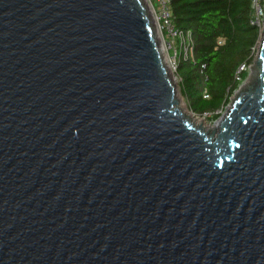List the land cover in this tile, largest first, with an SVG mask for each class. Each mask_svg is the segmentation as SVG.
Returning a JSON list of instances; mask_svg holds the SVG:
<instances>
[{"label":"water","instance_id":"95a60500","mask_svg":"<svg viewBox=\"0 0 264 264\" xmlns=\"http://www.w3.org/2000/svg\"><path fill=\"white\" fill-rule=\"evenodd\" d=\"M260 36L204 130L145 0H0V264H264Z\"/></svg>","mask_w":264,"mask_h":264},{"label":"trees","instance_id":"16d2710c","mask_svg":"<svg viewBox=\"0 0 264 264\" xmlns=\"http://www.w3.org/2000/svg\"><path fill=\"white\" fill-rule=\"evenodd\" d=\"M172 23L193 33L186 60L175 74L181 98L195 114L215 120L231 95L246 79L236 81L241 63H249L259 28L250 23V0H166Z\"/></svg>","mask_w":264,"mask_h":264},{"label":"built area","instance_id":"2783aa9c","mask_svg":"<svg viewBox=\"0 0 264 264\" xmlns=\"http://www.w3.org/2000/svg\"><path fill=\"white\" fill-rule=\"evenodd\" d=\"M158 1L159 6L157 9H153V20L155 21L154 25L157 31V37L164 62L168 69L175 72L177 62L180 59L186 60L189 55L190 48L194 42L193 33L190 29H183L175 26L171 21V14L166 6V0ZM250 1L252 7L250 23L257 26L260 33V30L264 25V0ZM255 46L252 48V52ZM246 69L247 64L241 63L234 73V79L239 81L241 79L240 73Z\"/></svg>","mask_w":264,"mask_h":264},{"label":"rangeland","instance_id":"374dc122","mask_svg":"<svg viewBox=\"0 0 264 264\" xmlns=\"http://www.w3.org/2000/svg\"><path fill=\"white\" fill-rule=\"evenodd\" d=\"M145 1H146V3L149 6V11H150V14H151V17H152V20H153V17H154L153 16V9H157V7L159 6L158 5V2L159 1L158 0H145ZM153 22L155 23L154 20H153ZM260 39H261V36L259 35L258 41H257L256 46H255V48L253 50V53L251 55V60H250L249 63H247V72H248V75H247L246 79L242 83L246 82L249 79L250 72L252 71V67L254 65V60H255V56H256V52H257V48H258V44H259ZM169 74H170L171 78H174V84H175V88H176V91H177V97H178V100H179V108L182 111H185L186 113L191 114V116L193 115L192 117L200 119L199 121H201V122H194L192 120H191V122H193L194 124H199L200 123L204 130H208L209 127H211V126L214 125L215 120H211L208 117L209 116L208 114L200 115V114L193 113L189 109V107L185 104V102L183 101V99L181 98V95H180V92H179V87H178L179 79L177 78L175 72L172 71L171 69H169ZM233 97H234V94L230 96L229 101L227 102V104L225 105V107L223 108V110L220 111V114L223 113V111L228 106V104L230 103V101H232Z\"/></svg>","mask_w":264,"mask_h":264},{"label":"bare ground","instance_id":"6f19581e","mask_svg":"<svg viewBox=\"0 0 264 264\" xmlns=\"http://www.w3.org/2000/svg\"><path fill=\"white\" fill-rule=\"evenodd\" d=\"M250 76H251V75H250ZM249 79H250V77H249ZM173 80H174V78H173ZM250 80H251V79H250ZM250 80H249V81H250ZM249 81H248V82H249ZM181 111H182V110H181ZM182 112H183L185 115H187V117H188L190 120H192V121H194V122H201V121H199L200 119L192 117L193 115L191 116V114H188V113H186L185 111H182ZM211 127H212V126H211ZM211 127H209V128H211Z\"/></svg>","mask_w":264,"mask_h":264}]
</instances>
